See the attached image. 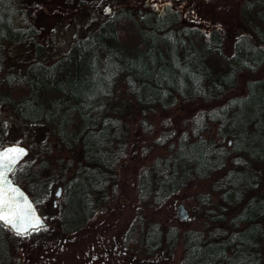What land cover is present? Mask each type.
I'll list each match as a JSON object with an SVG mask.
<instances>
[{
  "label": "trees",
  "instance_id": "obj_1",
  "mask_svg": "<svg viewBox=\"0 0 264 264\" xmlns=\"http://www.w3.org/2000/svg\"><path fill=\"white\" fill-rule=\"evenodd\" d=\"M2 1L0 57L2 39L27 35ZM242 2L246 31L236 34L231 53L221 29L184 24L182 14L165 5L141 22L124 15L126 27H120V16L111 18L54 62L33 61L23 75L0 79V103L80 154L60 178L40 176L46 163L17 166L13 178L37 206L55 184L63 186L60 212L24 234L0 221V264H11L15 237L32 235L43 241L37 250L46 251L55 232L84 228L114 187L118 164L132 145V123L140 128L151 110L166 113L178 106L190 122L171 135L161 132L165 151L141 167L139 197L161 204L193 180L222 171L199 199L212 224L183 231L157 223L147 228L140 217L126 230L125 243L171 260L182 239L180 264H264V173L254 166L264 163V75L248 79L245 95L229 94L241 73L264 67V0ZM15 89L20 94L13 95Z\"/></svg>",
  "mask_w": 264,
  "mask_h": 264
},
{
  "label": "rangeland",
  "instance_id": "obj_2",
  "mask_svg": "<svg viewBox=\"0 0 264 264\" xmlns=\"http://www.w3.org/2000/svg\"><path fill=\"white\" fill-rule=\"evenodd\" d=\"M1 5L10 8L13 24L27 35L17 40H1L0 79L12 73L23 75L33 61L54 62L65 55L79 37L111 18L120 16L117 19L120 27H126L124 15H132L141 22L147 12L161 10L165 5L179 11L184 24L198 25L206 31L214 26L221 29L226 53L233 52L236 34L246 31L242 30V0H3ZM107 6L111 11L106 12ZM263 75L264 67L241 73L229 91L230 96L245 95L248 79ZM12 92L18 95L21 91L15 89ZM188 122L190 116L178 106L166 113L151 110L140 128L132 123V145L118 164L114 187L109 189L108 199L100 202L89 223L75 233L55 232L53 244L46 251L37 250L36 247L44 244L43 241L36 242L37 238L32 235L13 238L11 264H180L182 239L170 260L167 254L151 255L144 248L126 244L124 236L134 223H139L140 217L147 228L151 223H157L161 227L178 226L183 231L212 224L199 199L201 194L212 191V182L222 171L209 178L193 180L161 204L151 206L141 200L138 193L141 167L165 151L159 139L161 132L171 135L186 128ZM11 142L23 143L30 148L19 165L32 163L38 167L41 163L47 164L40 173L42 177L52 174L60 178L68 165L75 167L80 160L78 148L72 150L61 145L56 136L26 123L11 106L0 103V146ZM229 144H232L231 140ZM255 165L264 173L263 162ZM59 185L55 184L45 204L38 206L47 222L49 216L56 217L60 212L57 206L61 196L56 195ZM180 203H184L189 211L185 219L176 214Z\"/></svg>",
  "mask_w": 264,
  "mask_h": 264
},
{
  "label": "water",
  "instance_id": "obj_3",
  "mask_svg": "<svg viewBox=\"0 0 264 264\" xmlns=\"http://www.w3.org/2000/svg\"><path fill=\"white\" fill-rule=\"evenodd\" d=\"M108 7L109 6H107L106 8ZM106 12L109 11L106 10ZM10 145H18L24 148L25 151L19 154L16 162L11 166L10 169H0V171L4 172L3 180L7 181V183L3 184V187L5 188V190H7L10 186H15L18 192L16 196L17 205L23 206L26 210H28L29 205L31 207L30 210H28L27 218H19L15 223H9L7 220H4L3 218H0V221L3 222L6 226L10 227L14 232L24 234L32 228H37L39 226L46 225L47 220L41 214L39 207L37 206L36 202L33 200L28 190L21 183L15 181L12 177V173L14 169L27 157V155L30 152V148L23 143L11 142L0 147V150L8 148ZM61 192H62V186L59 185L56 191V195L60 196ZM12 211L15 212L16 209H12ZM0 212H3L4 214H8L9 209L0 207ZM176 214L182 219H185L189 216V211L186 209L184 203H180L177 206ZM21 228H23L24 230L21 231Z\"/></svg>",
  "mask_w": 264,
  "mask_h": 264
},
{
  "label": "snow or ice",
  "instance_id": "obj_4",
  "mask_svg": "<svg viewBox=\"0 0 264 264\" xmlns=\"http://www.w3.org/2000/svg\"><path fill=\"white\" fill-rule=\"evenodd\" d=\"M106 10L111 11V8L108 7ZM24 151L25 149L18 145H10L8 148L0 150V169H10L19 154ZM3 177L4 172L0 171V207L9 209V213L0 212V218L7 220L9 223H15L19 218H27L28 210H30L31 206L29 205L28 210H26L23 206L17 205V189L15 186H10L5 190L3 184L7 183V181L3 180ZM12 209H16V211L13 212ZM23 230L21 228V231Z\"/></svg>",
  "mask_w": 264,
  "mask_h": 264
},
{
  "label": "flooded vegetation",
  "instance_id": "obj_5",
  "mask_svg": "<svg viewBox=\"0 0 264 264\" xmlns=\"http://www.w3.org/2000/svg\"><path fill=\"white\" fill-rule=\"evenodd\" d=\"M0 147H2V146H0ZM14 173V172H13ZM13 173H12V176H13Z\"/></svg>",
  "mask_w": 264,
  "mask_h": 264
}]
</instances>
